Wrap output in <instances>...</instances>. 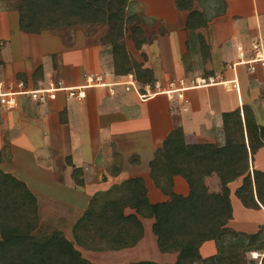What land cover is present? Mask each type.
<instances>
[{
  "label": "crops",
  "instance_id": "obj_1",
  "mask_svg": "<svg viewBox=\"0 0 264 264\" xmlns=\"http://www.w3.org/2000/svg\"><path fill=\"white\" fill-rule=\"evenodd\" d=\"M176 1L172 3L176 5ZM196 1L193 0L197 4ZM198 6L212 12L225 9L226 13L218 16L215 12L204 26L195 29L197 32L158 36L156 43L149 46L151 68L157 74L165 71L166 57L172 56L174 72L188 88V104L170 101L162 94L142 101L135 90L128 92L124 86H118L114 96L107 89H90L83 102L67 101L60 96L58 101L45 106L23 103L11 111L0 108V170L24 183L37 200L39 217L56 221L57 231L63 232L66 239L69 237L66 228L71 227L72 233L96 196L106 195L130 179L144 180L152 204L167 202L173 194L189 197L197 170H207L206 164L200 167L203 160H212L214 154L210 153L216 146L224 145L225 114L240 109L243 116V108L248 106L257 123L264 127V71L245 70L257 52L264 55V0H199ZM7 20L9 26L12 22L9 16ZM9 27L4 30L7 37ZM0 36H3L1 31ZM38 39L44 47L47 38ZM25 40L23 35L15 43H20L17 50L12 41V57L22 60L20 51L26 48L23 47ZM49 43L55 45L52 40ZM154 54L162 58L163 68L158 69ZM22 61L24 66L30 64L25 59ZM104 73L109 81H126L132 76L137 84L132 72L124 76L116 75L114 70ZM209 78L215 80L214 85L194 87L197 79ZM83 79L77 84L64 81L79 85ZM168 80L159 83L165 88ZM231 83L238 86L226 89L225 84ZM68 102H73L74 107L70 108ZM176 106L190 114L187 122L181 113L173 114ZM86 148L90 150L89 157ZM261 151L264 148L255 156ZM203 152L210 155L205 153L207 157L203 159ZM38 153L43 155V159L39 158L44 161L43 166L37 165ZM214 173L216 176L217 172ZM234 183L228 185L233 220L227 227L234 230L235 224H241L251 229L252 225L238 223V217L241 220L244 214L264 212V208H245L235 195L238 186L233 188ZM133 213L134 210L126 209V214ZM142 221L144 236L138 246L148 241L154 244V251L158 250L151 233L152 220ZM216 249L202 257L218 254ZM171 261L167 263L172 264Z\"/></svg>",
  "mask_w": 264,
  "mask_h": 264
},
{
  "label": "trees",
  "instance_id": "obj_2",
  "mask_svg": "<svg viewBox=\"0 0 264 264\" xmlns=\"http://www.w3.org/2000/svg\"><path fill=\"white\" fill-rule=\"evenodd\" d=\"M130 1L20 0L19 28L27 34H40L73 26L117 27L120 22L117 21L114 9L118 5L124 7ZM192 4L193 0L176 1V6L180 9L190 8ZM206 22L205 16L195 11L189 16L186 27L189 28L187 30H195ZM113 43L117 46V41ZM116 52L115 74L124 76L133 72L127 67V55L120 49H116ZM135 75L140 89L145 84L153 86L155 83L149 75L139 71ZM17 79L27 81L22 77ZM38 81L40 80L34 83ZM224 130V145L216 146L213 153H202L203 159L207 157L205 153L214 154L212 160L200 158L204 161L200 167L206 164L208 171L220 173L221 204L214 208L207 196L195 198L193 192L187 198L173 194L167 202L152 204L147 197L144 180L130 179L106 195L95 197L90 209L72 229L76 243L92 251L135 248L144 236L142 220L151 219V233L156 239L158 251L176 255L172 264L243 262L245 258L241 252H256V244L264 236V226L254 235L239 233L227 227L233 220L228 185L242 178V185L235 191L241 204L251 210L264 208V172L253 170L250 162L264 148V127L257 123L252 109L245 106L243 116L240 109L224 115ZM101 199L105 202L102 207L98 204ZM128 208L134 210V213L126 214ZM38 225V203L35 196L24 183L0 170V264H53L50 259L56 262L54 264H90L75 250L74 244L65 238L63 232L59 231L51 236V242L59 243L61 248H55V244L52 246L48 242L41 245L33 236ZM232 232L237 234L235 241L231 240ZM209 241L216 243L218 256L203 258L200 248ZM245 243L247 247L242 248ZM62 249L72 251L76 259L70 263H59L53 255ZM131 264L160 263L141 261ZM261 264H264V258Z\"/></svg>",
  "mask_w": 264,
  "mask_h": 264
},
{
  "label": "rangeland",
  "instance_id": "obj_3",
  "mask_svg": "<svg viewBox=\"0 0 264 264\" xmlns=\"http://www.w3.org/2000/svg\"><path fill=\"white\" fill-rule=\"evenodd\" d=\"M196 2L199 5V0ZM197 4L193 2L190 8L180 9L172 3V0H132L131 2L127 3L126 6L121 7L118 5V7L114 9L117 21L120 22V25L117 27H111L108 25L73 26L70 28L44 31L40 34H27L22 32L19 28L18 7L20 5V0H0V31L3 35L0 36V80L2 78L6 80H14L15 78L22 77L23 79L25 78L34 83L36 80H47L49 78H54L61 80L67 79L71 83L77 84L78 81L81 82L80 80L83 78L85 79L86 74H105L104 72L107 70L115 71L114 56H118L116 49H120L124 52V54H128H126L129 61L127 67L128 69L133 70V74H135L136 71H139L140 73L149 75L151 76L152 81H155V83L160 81L165 82L167 79H169L168 82L180 80L178 79L177 73L174 72V69L176 70V68H174L172 56L166 57L167 63L164 65V72H166L165 74H163L164 72L159 74L154 72L150 63L151 54L149 46H152L156 43L158 36L165 37L172 33H175L176 36H184L185 33H189L190 31L187 30L189 28L186 27L187 21L189 16L195 11L205 16L206 20L208 17L213 16L215 12L219 14L218 16H223L226 13L225 9L216 10L213 12L201 9V7ZM238 12L241 14V11ZM8 16L12 21L11 23L9 22L10 27L8 24L6 25L8 22ZM194 16L195 18H198L196 15ZM15 19H18L16 24ZM16 25L18 26L17 28ZM8 27L10 29L9 37L5 35L6 31H4ZM192 30L197 32L194 29ZM16 31H19V33H16ZM183 32L185 33L183 34ZM21 33L24 35V39H26L23 41V47L28 48V51L26 48H24L23 51H20V53L24 56H22V60L25 59L30 63L25 64L26 67L24 66V62L19 57L15 58L11 55L13 51V43L16 45L15 43L17 41L19 42V40L23 38ZM40 37L47 38V40L45 39L44 47L43 44H41V39L40 41L38 39ZM51 40L55 43V45L49 43ZM116 41L117 46H115L113 43ZM33 44H35L34 47ZM18 45H20V43L14 46L16 50L19 47ZM154 58L158 69H161L162 58L155 54L153 56V59ZM86 65L88 68H86ZM248 66L249 64L247 67ZM253 66H255L256 69L260 68L261 71H264L261 63H254ZM242 67L244 68V66ZM142 69L149 71V73H144ZM246 69L249 73H254L250 72L248 68H245V70ZM233 85L234 84H228V88L230 86L233 87ZM66 104L70 108L74 107L73 102H68ZM23 108L26 107L23 106ZM176 113L173 114L179 115V113H181L182 119L185 121L188 120L186 117L190 116L188 112L185 113L183 108H180L179 106H176ZM89 151V148H86V156L88 157ZM39 158L43 159V155L41 156L38 153V155H36L37 165H45L43 164L44 161L41 159L39 160ZM191 164L193 165L194 162H191ZM251 164L253 166L252 169L254 168L253 170H260L264 172V151H261L257 156H254L252 158ZM195 165L198 164L195 163ZM210 167L212 170H214L212 165H210ZM233 185V188H236L237 186L240 187L242 185V178L238 179ZM192 192L195 198H204L207 196L206 198L209 201H212L211 206L214 208L221 204L222 184L220 173H217L215 176L214 171L205 170L202 172L201 169L197 170L192 182ZM237 200H235V203H238ZM104 203L105 202L103 199L98 201L100 207H102ZM237 211H239V206H237ZM253 212L254 211H251V213ZM59 219L60 217L56 220L58 221ZM70 220L74 219L71 218ZM237 222L242 223V225L244 224V226H246L245 224L248 226L252 225L253 228L245 229L243 226H241V224L240 226L235 224V231L254 235L258 233L264 226V212H258L252 215L244 214L241 220H239L238 217ZM69 228H66V231L69 234L67 239L74 244L75 250L78 251L81 256L90 264H131L141 261L154 260L156 263L158 262L163 264L167 263L168 260H172L171 262L173 263L176 260L175 254H164L163 257V254L158 250L154 251V244H149L148 241H145L146 243L141 242V244L134 249L129 248L125 250H106L105 248L104 251L87 250L76 243L73 233H70L71 227ZM57 230L58 226L56 221H53L50 218L48 219L39 217V225L36 231L33 233V236L36 238L37 242L41 243V245L45 242H48L49 244L51 243L52 246L55 244V248H58L60 246L59 243L51 242V236L58 232ZM235 235L237 234H232V241H235ZM214 245L216 244L211 241L210 243L208 242L207 244L202 245V255L208 256L211 254L212 250L217 251V246ZM256 245L257 250L255 251L258 253L252 254L253 252L250 251L247 253L241 252V254L244 255L245 260L240 264L262 263L264 258V236ZM246 247L247 243H245L244 247L242 248ZM62 250H58L53 255L59 263H70L76 259L75 254L72 251L68 249L66 251L64 249ZM154 252L156 253L155 255L153 254ZM216 255L218 256V254ZM50 260L53 264L56 263L54 260Z\"/></svg>",
  "mask_w": 264,
  "mask_h": 264
},
{
  "label": "built area",
  "instance_id": "obj_4",
  "mask_svg": "<svg viewBox=\"0 0 264 264\" xmlns=\"http://www.w3.org/2000/svg\"><path fill=\"white\" fill-rule=\"evenodd\" d=\"M254 63H261V66L264 68V56L257 52L256 58L249 63L248 69L250 72H255L256 70V67L253 66ZM107 76V74L103 73H91L86 75L84 82L79 85H68L64 80L54 78L40 80L37 83L17 78L9 81L0 80V108L11 111L17 109L23 103L45 106L58 101L60 96L67 101L83 102L88 98V91L90 89H107L108 94L114 96L116 87L118 86H124L128 92L131 89L135 90L142 101L162 94L170 101L177 100L184 105L189 103L186 97V90L188 88L184 86V82L181 80L170 81L166 84L165 88L157 82L153 86L145 84L140 89L136 82L133 81L132 76H128L127 78L129 79L126 81H109ZM214 84L215 80L212 78L197 79L194 87L198 88ZM236 86H238L237 83H234L233 87ZM225 88L227 89L228 85L225 84ZM254 253L257 252H253L252 254Z\"/></svg>",
  "mask_w": 264,
  "mask_h": 264
},
{
  "label": "bare ground",
  "instance_id": "obj_5",
  "mask_svg": "<svg viewBox=\"0 0 264 264\" xmlns=\"http://www.w3.org/2000/svg\"><path fill=\"white\" fill-rule=\"evenodd\" d=\"M247 64V63H246ZM202 87H207V86H202Z\"/></svg>",
  "mask_w": 264,
  "mask_h": 264
}]
</instances>
